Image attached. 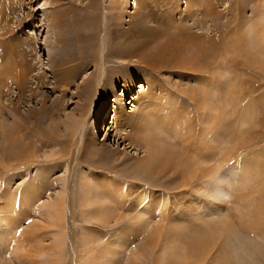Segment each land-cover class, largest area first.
<instances>
[{"label":"rangeland","instance_id":"obj_1","mask_svg":"<svg viewBox=\"0 0 264 264\" xmlns=\"http://www.w3.org/2000/svg\"><path fill=\"white\" fill-rule=\"evenodd\" d=\"M39 2L0 0V264H264V0Z\"/></svg>","mask_w":264,"mask_h":264},{"label":"bare ground","instance_id":"obj_2","mask_svg":"<svg viewBox=\"0 0 264 264\" xmlns=\"http://www.w3.org/2000/svg\"><path fill=\"white\" fill-rule=\"evenodd\" d=\"M113 2H114V8L117 10V11H119V10H121V9H123V7H124V9H125V11L126 12H128V13H131L132 11H131V8H133V7H135L136 6V0H113ZM124 4V5H123ZM116 11V12H117ZM116 12H114V13H112L113 15H112V17H113V19L114 20H116V19H118V17H119V15L121 14V12H118V13H116ZM122 86H125V87H123V89H122V91L124 92L126 89H127V87H126V85H122ZM140 87H142L141 85H140ZM121 91V92H122ZM124 94V93H123ZM117 95H121V93H119V94H116V96ZM136 98V96L134 97L133 95H131V100L130 101H127V100H124V103H122V102H116L117 101V99L118 98H115L114 99V103H115V105L113 106V109L111 110L112 112H114V116H116L120 111L119 110H122V106L125 104V103H131L134 99ZM120 99V98H119ZM123 104V105H122ZM104 108H105V104H103L102 105V109H100L101 110V117L99 118L101 121H103V111H104ZM147 110V109H146ZM139 111V110H138ZM137 111V112H138ZM151 118V117H150ZM149 119V118H148ZM170 120V121H169ZM149 121H151V120H149ZM148 121V123L147 124H145L144 126V130H143V136H142V139H143V142L145 143V147H146V152H147V165L149 166V165H153L155 162L156 163H158L157 165H158V170H160L161 169V165L163 166V165H167V164H171V165H173V168L171 169V171H170V173L173 175V176H171L172 177V180L174 179V181L176 180V172H179L178 170H182L183 171V174H179L182 178L184 177V180L185 181H187V183L189 182V178H190V176H189V174H192V171H193V165H192V163L191 162H187V161H183V159H184V153H182V152H175L174 150H172V149H174V148H171V147H169L167 144H164L165 142L163 141V139L164 138H162L161 136H163L162 134H163V132L164 131H168V132H173L177 137H181L180 136V131H178L177 129V127L176 126H179V125H176L173 121H174V119H173V117H171L170 119H168L167 121H168V124L167 123H165V124H163L162 122L160 123V122H158V121H156L157 123H153V122H149ZM126 122H128V121H126ZM173 123H174V125L175 126H172L173 125ZM169 124H171L170 126H169ZM207 129V128H206ZM156 132H154V131ZM96 131V130H95ZM105 135H106V133H105ZM104 135V136H105ZM106 137V136H105ZM99 139V138H98ZM102 139H104V138H102ZM168 139V138H167ZM164 140H166V139H164ZM169 140V139H168ZM185 141V140H184ZM186 142V141H185ZM181 146V145H180ZM209 146V145H208ZM178 146H176V148H177ZM181 148V147H180ZM183 148V147H182ZM190 148V147H189ZM204 148V151L201 153V154H203L204 156H206L207 154V150L209 149L207 146H204L203 147ZM191 150V149H190ZM183 151V150H182ZM149 157H150V160H149ZM145 160V159H144ZM206 161V160H205ZM211 171H213L212 169H211ZM166 172H169L168 170H166ZM222 172V171H221ZM164 174V173H163ZM224 174H226V173H224ZM163 176V175H162ZM176 176V177H175ZM221 175L220 174H217L216 175V177H215V179L216 178H220V180L218 181V183L216 184V185H214V188L216 189V191L218 192V193H222L221 195L224 197V195L226 194L225 193V186H224V184H225V182H227L226 181V179L225 178H221L220 177ZM186 177L188 178V179H186ZM211 177H213V174H211ZM179 178V177H178ZM177 178V179H178ZM181 178V179H182ZM96 186H94V188H95ZM113 187H115L114 185L113 186H110V189L111 190H114V188ZM92 189H93V186H92V188L90 187V186H88L87 184L86 185H84L83 187H82V193L84 192V195L82 194V197H81V199L82 198H94V200L93 199H91L92 200V202H94L96 205H97V202L99 201V196H97V195H95V193L97 194V192H93L91 195H90V197H87L86 196V193H88V192H90L91 193V191H92ZM95 190V189H94ZM93 190V191H94ZM100 191V190H99ZM103 191V190H102ZM100 193V192H99ZM101 195V194H100ZM221 196V197H222ZM223 199V198H222ZM211 206V205H210ZM215 207H217L216 205H215ZM59 213V212H58ZM95 217V216H94ZM145 218V217H144ZM228 226V225H227ZM227 226H226V222H222V225H221V227H218V229H216V230H218L220 233H225V232H227L228 231V229H227ZM214 234H215V232H214ZM227 235V234H226ZM216 236H218L217 234H216ZM123 237V236H122ZM122 237H120V238H122ZM215 237V236H214ZM207 238V237H206ZM203 241H204V239H203ZM199 242H201V241H199ZM195 244V243H194ZM197 244V243H196ZM195 244V245H196ZM207 244V243H206ZM205 244V245H206ZM200 245H201V243H200ZM203 245V244H202ZM197 246V245H196ZM175 258H176V256L175 255H173ZM104 258V257H103ZM101 259H102V257H101ZM188 259V258H187ZM105 260V259H104ZM164 260H166V258L164 259ZM187 264H189L190 262H186ZM105 264V263H104ZM168 264V263H167Z\"/></svg>","mask_w":264,"mask_h":264},{"label":"snow or ice","instance_id":"obj_3","mask_svg":"<svg viewBox=\"0 0 264 264\" xmlns=\"http://www.w3.org/2000/svg\"><path fill=\"white\" fill-rule=\"evenodd\" d=\"M44 7L43 0H40V2L36 5V9H42Z\"/></svg>","mask_w":264,"mask_h":264}]
</instances>
